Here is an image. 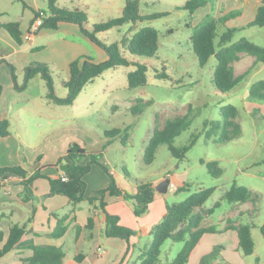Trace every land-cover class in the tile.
Wrapping results in <instances>:
<instances>
[{
    "label": "rangeland",
    "instance_id": "rangeland-1",
    "mask_svg": "<svg viewBox=\"0 0 264 264\" xmlns=\"http://www.w3.org/2000/svg\"><path fill=\"white\" fill-rule=\"evenodd\" d=\"M185 1L138 0L140 11L143 14L168 12L165 16L136 24V29L146 25L157 29L160 45L154 56H134L123 52L130 60L146 63V84L143 87L128 88L127 73L134 69L133 65L117 66L105 70L101 75L85 84L74 102L70 106H66L63 116L56 120L60 124L52 137L61 136L68 131H77V135L82 136V143L84 142L82 146L86 149H93L92 146L100 149L103 140L106 139L104 132L120 129V137L112 138L110 145H103L105 149L102 152V158L109 162L108 166L112 167L117 176L119 175L121 178L127 173L132 180L137 182L148 181L157 184L161 178L169 177L176 188L182 183L188 185L184 190L168 189L167 192L162 193V199L166 205L183 200L198 187H215L213 194L205 204L211 206L219 201V206L205 221L206 224L215 226L216 232H218L215 236L219 239L222 237L223 232L221 231L224 227L221 224L225 223L224 219L227 218L233 205L221 198L223 191L233 182L247 186L250 182H257L253 177L237 174V172L239 168L250 173L257 172L261 160L264 158V117L248 113L246 101L243 99V93L248 92V85L264 79V67L262 63L257 62L240 84L229 92H218L211 80L216 59L211 56L205 65L200 66L189 39L193 28L207 14L203 16L200 14L201 12L189 14L187 10L175 9V6L182 5ZM124 2V0H56L59 7L84 10L88 17L86 27L89 29L94 23L120 16ZM0 6L6 10L0 20L6 22L17 20L20 22V26L24 27L32 19L36 6L41 10L46 9V0H0ZM199 14L202 17H199ZM208 14L214 17L212 13ZM246 20L245 17L244 21ZM246 25L234 33L232 41L245 37L264 46V26L247 27ZM128 28L129 24L112 27L97 33V36L107 43L116 42L122 36L130 34ZM170 29L171 31H168ZM222 30L221 26L217 31L221 32ZM47 34L37 38L31 56L34 60L47 64L55 94L65 97L67 89L63 82L67 79L68 66L56 51L62 44L57 37L63 36V33ZM26 42L24 41V43ZM93 49L96 56L97 52L98 55L106 56L103 49L95 47ZM91 56L95 57L94 53ZM245 63H248V60L243 59L235 64L236 72ZM7 69L4 64L0 71L2 82H5ZM159 73H165L166 76L158 77ZM17 74L18 83L21 84L17 89H24V92L18 94V97L36 98L43 90L47 91L45 80L40 74H35L29 79L26 76L23 77V71L19 70ZM137 98H142L143 101L138 103L135 100ZM146 101L148 103L144 104ZM135 104H139L141 110L137 114L131 111ZM227 104H232L237 108V121L241 125L242 133L234 140L218 143L215 138L220 133V129H210L206 135V132L202 131L203 123L209 120H220V107ZM187 105L190 106L189 127L175 137L173 145L184 146L189 143L192 135L199 134L196 143L189 148L182 159L173 157L165 143L160 144L153 161L150 164H144L142 159L145 138L148 130L157 125L154 116L163 121L176 112L187 111ZM125 127H128L126 133L123 131ZM125 134L127 137L122 141L121 138ZM209 158L217 160L218 167L222 170L221 175L217 178L213 177L205 164L201 162L207 161ZM254 160L259 163L248 166ZM263 216L264 207L261 219ZM237 219L239 218H235V220ZM134 231L135 234L130 237L132 243L129 245L127 243L126 252L129 253V257L126 264H138V256L151 240L149 234L141 235L139 231ZM256 238H259L258 232H256ZM211 240L212 238H208V245ZM182 245V242L165 240L161 245L160 262H171ZM208 250L210 254L222 251L221 248L218 249V246L214 248L209 246L206 251L208 252ZM220 258V255H216L210 261L213 262ZM247 259H249V264H256L253 256L247 257ZM124 260L123 258L115 264H122Z\"/></svg>",
    "mask_w": 264,
    "mask_h": 264
},
{
    "label": "trees",
    "instance_id": "trees-1",
    "mask_svg": "<svg viewBox=\"0 0 264 264\" xmlns=\"http://www.w3.org/2000/svg\"><path fill=\"white\" fill-rule=\"evenodd\" d=\"M124 5L120 16L110 18L106 21L94 23L91 28L86 27L88 20L87 13L79 8L67 9L59 7L56 0H46V9L33 10V17L40 15L42 23L40 29H57L59 23L67 22L78 26L80 32L85 35L91 42L103 49L107 58L102 61H95L86 54H81L72 59L68 63V77L63 82L67 89L65 97H59L55 94L53 81L49 74V69L44 62H31L30 69L27 72L26 78L29 79L35 74H40L45 80L47 92L45 98L55 104L71 105L76 99L83 86L91 82L95 77L101 75L105 70L115 68L117 66L133 65L134 69L127 73L128 88L143 87L146 84V70L145 62L130 60L123 52H128L134 56L152 57L155 55L160 43L158 38V31L150 25H146L136 29V24L142 21H150L159 17L167 15L168 12H154L150 14H143L139 8L138 0H124ZM208 0H186L182 5L175 6V9H184L192 14L195 10L207 4ZM259 5L256 9V15L253 20L247 23L249 26H264V0H259ZM239 10L230 11L218 18L212 17L209 14L205 15L201 22L193 28L189 37L191 46L196 54L198 63L203 66L207 63L211 56L216 59V64L212 73V84L218 92H229L233 87L240 84L252 69L249 66L244 72L235 75L232 64L239 59V54L244 53L253 57V62H260L264 66V46L241 37L236 41H232L233 35L237 30L244 27L234 28L226 27L225 22L239 15ZM124 24H129V36H122L119 41L107 43L99 39L97 33L108 30L112 27H119ZM223 27L221 32H218L219 27ZM0 28H3L10 38L18 45H21L25 40L23 39V32L20 29L19 21L0 22ZM168 31H171L168 30ZM37 48V47H36ZM11 74V79L14 86L17 87L16 75L14 67L8 64ZM158 77L166 76L165 73L157 74ZM1 93V84H0ZM248 96L251 100L262 102L264 101V79L257 80L251 83L248 87ZM138 103L143 101L142 98L135 99ZM148 101L144 102L147 104ZM135 104L131 111L135 114L141 110ZM187 111L176 112L171 117L160 121L154 116V121L157 125L148 130L145 138V146L143 150L144 164H150L155 152L160 144L165 143L171 155L177 159H182L185 153L194 145L199 137V134L192 135L188 144L176 147L173 145L175 137L179 136L184 130L189 127L191 118L189 116L190 106L187 105ZM237 108L232 104H227L220 107L221 119L217 121L209 120L203 123V132L208 134L210 129H220V133L215 138L218 143L231 141L239 137L242 133L241 125L237 121ZM123 131L126 133L128 127ZM120 129H111L104 134L108 141L112 138L121 136ZM9 135V121L7 119H0V137ZM125 134L121 140H125ZM66 155L70 160L68 169L63 172L66 179L50 178L44 176L39 170L34 171L27 176V171L22 165L12 167H0V173L17 174L23 177L22 184L26 185L38 177H45L48 179L50 195H64L69 201L75 205L82 200H87L92 203L94 200L98 202V207L104 212L105 221L101 229V233L107 237H118L126 240L129 243L130 237L135 234V231L129 227L119 223V217L110 214L106 211V203L103 200V195L108 192L115 196H120L124 200L130 202L133 208V214L136 217L144 215L151 202L154 199L155 187L152 182L136 181L125 173L124 175L135 184V192H129L117 186L113 174L110 172L107 164L102 160V151L95 152L86 149L77 142H72L66 149ZM87 158L85 163L81 161ZM21 161H24L21 156ZM58 163L61 159L57 160ZM205 164L208 172L215 178L219 177L222 170L218 167L217 160L201 161ZM92 165L100 167L109 177L110 183L107 187L99 189L97 192L101 197L84 198L86 190V183L84 176L89 172ZM188 187L187 184L182 183L176 190H184ZM215 187H198L196 191L188 195L181 201L166 205V209L162 218L152 225L149 230L151 236L150 242L144 247L141 254L138 256V264H185L189 258V254L194 246L199 241L204 233L215 232L217 229L214 225H203V222L208 218L216 207L219 206V201L213 205L207 206L205 203L207 199L213 194ZM254 193L244 185L233 182L228 189L223 193L222 199L229 203L245 202L252 200ZM31 219V215L23 224H12L9 228L8 237L4 245L0 248V260L18 243L21 236L25 232L26 224ZM229 220V219H228ZM58 223L52 236L60 237L66 230L64 224L65 216L57 219ZM231 222V221H228ZM86 228L90 230L93 226L92 218L89 216L86 223ZM252 223H238L236 225L227 224L224 229L234 228L237 231L238 248L244 256H249L254 251V240L252 238L251 230ZM260 232L264 237V223L260 226ZM172 240L182 242L183 245L175 258L169 263L160 262L161 245L165 240ZM33 253L26 259L28 264H62L64 252L61 248L55 246H33L31 247ZM83 254L75 256L77 261L82 260ZM212 263V261H210ZM213 264H231L224 261L222 258L215 260Z\"/></svg>",
    "mask_w": 264,
    "mask_h": 264
},
{
    "label": "crops",
    "instance_id": "crops-1",
    "mask_svg": "<svg viewBox=\"0 0 264 264\" xmlns=\"http://www.w3.org/2000/svg\"><path fill=\"white\" fill-rule=\"evenodd\" d=\"M259 4V0H210L205 6L195 10L193 14L201 12L200 14L203 16L212 13L215 18H218L230 11L239 10V15L227 20L225 26L240 28L245 27L247 22L254 19ZM36 10H41V8L36 6ZM5 13L6 10L0 6V18ZM245 17L246 21H244ZM0 22L6 21L0 20ZM29 24L30 20L24 27L20 26L23 33ZM185 24L188 25V23ZM48 32L49 34H53V32L63 33V36L57 37L62 44L60 49L56 51L59 52L62 60H65L67 66L72 59L81 54L91 56L94 53L95 57H91L95 61L105 60L107 54L106 56L98 55L97 52L96 56L93 48L98 49L100 47L83 35L78 26L73 23L61 22L57 29H41L29 41L23 42L21 45L16 44L8 33L0 28V71L4 64L8 68V71L5 72V82L0 80V119L9 121V135L0 137V167H12L21 164L27 171V176L39 170L44 176L58 178L64 172L59 166H68L70 163L66 155L69 144L75 141L82 146L84 143H82V136L77 135V131H68L61 136L52 137L60 124L56 120L63 116L66 106L70 105L51 102L45 98L46 90H43L36 98L18 97V94L23 93L24 89L20 90L14 86L8 66L11 64L14 67L17 87L19 88L21 84L18 83V71H23L25 78L30 69V63L37 61L31 56L32 50L35 48L34 43L38 37ZM243 59L248 60V63H245L236 72L235 64ZM253 61V57L240 53L239 59L232 64L234 74L244 72L251 65L254 67L257 62ZM243 99L246 101L248 113L264 117V101L251 100L247 91L243 93ZM105 138L100 149L92 146L93 149L90 150L103 152L105 149L103 145L107 146L112 142L111 139L108 141V138ZM84 141L86 143V140ZM21 156L24 161H21ZM102 157L101 160L108 166L109 162ZM58 159H61L60 163L57 162ZM87 160L84 158L81 163H85ZM208 160L215 159L209 158ZM256 163L259 162L254 160L248 166ZM108 168L119 188L135 192V184L130 179L125 175L121 178L119 175L117 176L112 167L108 166ZM238 173L256 179L257 182H250L248 186L244 185L254 193L253 199L233 204L227 218L224 219L225 223L221 226L236 225L240 222L252 223L253 253L244 256L238 248L237 231L234 228L224 229L223 227L222 237L219 239L215 236L218 234L216 231L204 233L191 250L185 264H213L214 261L210 263V260L216 255H220L224 261L231 264H249L247 257L250 256L254 257L256 264H264V237L259 229L264 223V216L262 219L260 217L264 207V158L261 160L257 172L250 173L239 168ZM22 179L23 177L17 174L0 173V248L8 237L10 226L23 224L31 215L20 240L12 250L1 258L0 264H28L26 259L33 253L31 247L44 245L59 247L63 250L62 264H115L123 258L125 260L122 261V264L127 263L129 257V253L126 252L127 242L118 237L104 236L101 233L105 215L98 207L96 200L92 203L82 200L73 205L64 195L49 194L50 187L47 178L38 177L26 185L22 184ZM84 181L86 183L85 199L91 196L101 197L97 191L107 187L110 183L108 175L97 165H92L89 172L85 174ZM152 183L156 184L155 182ZM162 196V193L155 191L154 199L147 212L140 217L133 214L132 204L120 196L106 192L103 195V200L106 203V211L117 215L121 225L139 231L141 235H146L152 225L157 223L165 212L166 204L163 202ZM62 216H65L66 230L62 236L54 237L51 234L57 226V219ZM89 216L93 223L90 230L85 226ZM235 218L239 219L235 220ZM203 225L208 226L209 224H206L204 220ZM256 232H258L259 238H256ZM208 238H212L210 245L207 244ZM129 243L132 242L129 240ZM209 246L211 248L218 246V249L221 248L222 251L210 254L209 250L206 251ZM78 254H83L80 261L75 259Z\"/></svg>",
    "mask_w": 264,
    "mask_h": 264
},
{
    "label": "built area",
    "instance_id": "built-area-1",
    "mask_svg": "<svg viewBox=\"0 0 264 264\" xmlns=\"http://www.w3.org/2000/svg\"><path fill=\"white\" fill-rule=\"evenodd\" d=\"M43 16V12L40 11V15L35 17V19L29 24L27 30L23 33V39L25 41H29L40 29L42 20L41 17ZM61 179H66L64 175L61 176ZM168 189L175 190V185L170 181L168 185Z\"/></svg>",
    "mask_w": 264,
    "mask_h": 264
},
{
    "label": "water",
    "instance_id": "water-1",
    "mask_svg": "<svg viewBox=\"0 0 264 264\" xmlns=\"http://www.w3.org/2000/svg\"><path fill=\"white\" fill-rule=\"evenodd\" d=\"M59 168L61 170L65 171L68 169V166L67 165H60ZM169 183H170L169 177L163 178L161 181H159L157 184L154 185L155 191H157L159 193L167 192Z\"/></svg>",
    "mask_w": 264,
    "mask_h": 264
}]
</instances>
